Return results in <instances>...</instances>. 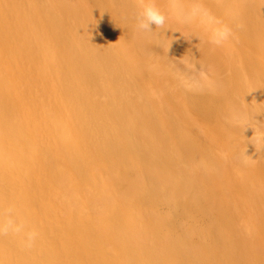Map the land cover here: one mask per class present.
<instances>
[{
    "label": "bare ground",
    "instance_id": "bare-ground-1",
    "mask_svg": "<svg viewBox=\"0 0 264 264\" xmlns=\"http://www.w3.org/2000/svg\"><path fill=\"white\" fill-rule=\"evenodd\" d=\"M148 3L163 28L137 29ZM178 3L197 18L171 0H0V264H264V144L238 142L264 0ZM215 27L242 59L225 81L149 60L158 42L185 60Z\"/></svg>",
    "mask_w": 264,
    "mask_h": 264
},
{
    "label": "rangeland",
    "instance_id": "rangeland-1",
    "mask_svg": "<svg viewBox=\"0 0 264 264\" xmlns=\"http://www.w3.org/2000/svg\"><path fill=\"white\" fill-rule=\"evenodd\" d=\"M152 45H153L152 47H154V48H152L151 50H153V51L150 50L151 55L148 54L150 61L160 62V64L162 66H165L167 68L172 67L174 69H172V68L171 69L173 70L175 75H177V74L179 76L187 75L186 76L187 78H191V77L195 76L194 74H198V73L193 72V71H189L184 66V63H182V62H185V63L191 62L192 64L197 65V67H200V66L208 67V66H210L213 69V71L211 73L205 72L204 76L212 78V76L216 75L217 77L223 78L222 80H224V81L228 78V73H229V68L227 66L228 64L226 62H224L225 61L224 57L225 58L227 56L229 58L235 57L234 59L237 60L238 63L242 62V59L237 58V56H239L238 53L235 52L234 56H232L233 53L230 55V53H228V52H222L221 50H219L222 47H224L222 49H231V52H232V49L236 50V48H237V46L233 43L227 44L228 47L224 44L223 45H216V44H208V43H203V44L201 43L199 45L193 44L192 46L186 45V47H189L187 49H192L193 51L185 50L184 53H182L183 57H185V60L183 58L181 60H179L175 54H171L170 52H168V47L169 48H177V45H175V44H165L164 45V44H160V42H158L156 44V46L154 45V43ZM161 59H163L164 61ZM259 68H261V67L259 66ZM262 70H263V68H261V70L259 69L260 72L258 73V76H257V84H255V86L252 89V93L254 91V95H255L254 96V102L258 106V111L256 112V114L254 116V123L252 124L251 128L250 127L249 128L239 127V129H238L239 137H241L238 139V142H239V145L242 149H244V145L246 148H249V146L247 145V140H253L252 137L255 136V135H253L252 131L253 132L259 131V133H258L259 137H257V138L259 141H262V143L264 144V70L263 71ZM195 102L196 103L194 104V106L196 107V109L193 106L194 108L191 111L193 112V115L195 118H201L198 107H200L201 105H204V104H202L203 102L201 100H197V99H195ZM254 134H256V133H254ZM254 175H255V173H254ZM254 178H257L258 181H260V180L263 181L258 175H256Z\"/></svg>",
    "mask_w": 264,
    "mask_h": 264
},
{
    "label": "clouds",
    "instance_id": "clouds-1",
    "mask_svg": "<svg viewBox=\"0 0 264 264\" xmlns=\"http://www.w3.org/2000/svg\"><path fill=\"white\" fill-rule=\"evenodd\" d=\"M171 8L173 15L181 20H191L197 18L198 16V13H196L195 11H185L184 9H182L178 3V0H171ZM165 22V14L161 12L160 9L157 8L154 4L148 3L142 8L141 12L139 13L136 27L141 31H149L153 28V25L156 28H163ZM229 34V29L227 27H215L211 32L210 42L216 45H222L227 41ZM182 63H184V66L189 71L197 72L201 77H204L205 72L211 73L213 71L210 66L197 67V65L192 64L191 62ZM3 231H6V228L0 227V232ZM35 238L36 234L34 232L28 235V246H31V243L35 240Z\"/></svg>",
    "mask_w": 264,
    "mask_h": 264
}]
</instances>
